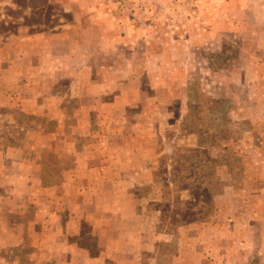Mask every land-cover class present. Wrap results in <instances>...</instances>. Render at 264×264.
Returning a JSON list of instances; mask_svg holds the SVG:
<instances>
[{
    "label": "crops",
    "instance_id": "obj_1",
    "mask_svg": "<svg viewBox=\"0 0 264 264\" xmlns=\"http://www.w3.org/2000/svg\"><path fill=\"white\" fill-rule=\"evenodd\" d=\"M59 7L68 19L18 21L15 32H0V206L32 202L36 213L22 236L32 237L39 253L54 252L57 261L70 253L66 264H73L81 253L87 264H155L160 244L175 236L160 226L159 199L140 190L156 187V160L164 151L154 147L162 133L145 134L139 119L148 122L146 107L165 109L169 101L159 100L151 79L158 66L133 63L158 55L139 51L146 24L127 18L125 10L99 0ZM165 152L173 150L166 145ZM64 157H70L67 166ZM48 171L58 175L44 183ZM83 225L95 238L96 254L81 243ZM189 230L184 225L178 240H190ZM188 244L185 252H191ZM170 253L166 264L184 256Z\"/></svg>",
    "mask_w": 264,
    "mask_h": 264
},
{
    "label": "rangeland",
    "instance_id": "obj_2",
    "mask_svg": "<svg viewBox=\"0 0 264 264\" xmlns=\"http://www.w3.org/2000/svg\"><path fill=\"white\" fill-rule=\"evenodd\" d=\"M66 1L0 0V32H15L18 21L68 19L59 7ZM99 1L146 24V42L137 46L158 59L133 64L158 66L151 79L159 100L169 101L165 109L146 107L148 122L139 119L145 134L162 133L154 147L164 151L156 160V187L140 190L159 199L160 226L175 236L160 244L155 264H166L170 250L184 255V263L175 264H264V0ZM146 93L151 101L154 93ZM166 145L174 154L167 155ZM70 163V157L62 159V165ZM56 175L48 171L42 181ZM22 202L1 203L0 264H66L70 253L57 261L54 252L39 253L33 238L22 236L36 213L32 202ZM12 222L17 226L7 235L3 229ZM184 225L190 240L182 243ZM82 231L81 243L96 254L95 238L86 225ZM81 255L75 253L73 264H87Z\"/></svg>",
    "mask_w": 264,
    "mask_h": 264
}]
</instances>
